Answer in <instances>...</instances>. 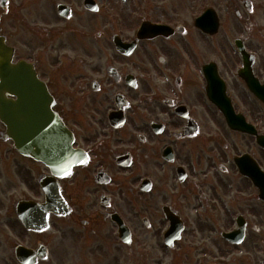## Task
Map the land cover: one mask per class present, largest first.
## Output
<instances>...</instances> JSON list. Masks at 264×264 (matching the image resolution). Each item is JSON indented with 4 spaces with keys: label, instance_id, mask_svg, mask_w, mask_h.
<instances>
[{
    "label": "flooded vegetation",
    "instance_id": "flooded-vegetation-1",
    "mask_svg": "<svg viewBox=\"0 0 264 264\" xmlns=\"http://www.w3.org/2000/svg\"><path fill=\"white\" fill-rule=\"evenodd\" d=\"M0 10L12 62L33 65L74 150L69 173L54 175L0 122V264H264V102L250 88L264 90V0H0ZM41 180L68 210L48 215L51 242L73 239L66 260L22 219L23 202L43 200Z\"/></svg>",
    "mask_w": 264,
    "mask_h": 264
},
{
    "label": "water",
    "instance_id": "water-1",
    "mask_svg": "<svg viewBox=\"0 0 264 264\" xmlns=\"http://www.w3.org/2000/svg\"><path fill=\"white\" fill-rule=\"evenodd\" d=\"M11 53L12 49L0 36V120L7 126L9 137L13 139L19 151L45 162L52 169L60 171L58 175L63 176L74 163L73 160L70 161L73 157L71 135L58 117L51 112V104L45 99L44 88L37 85L33 69L24 62L11 64ZM32 83L37 86L35 94L40 105H35L33 98L29 96L32 90L29 85ZM6 94L15 96L16 100L7 99ZM64 158L68 162H62ZM42 185L46 201L42 204L26 202L22 205V219L26 227L33 230L47 227L49 212L67 213L61 203L57 187L48 181H43ZM175 229L173 224L171 230ZM123 230V227L119 228L120 237L128 239L127 233ZM173 235L174 233H169V239Z\"/></svg>",
    "mask_w": 264,
    "mask_h": 264
},
{
    "label": "rangeland",
    "instance_id": "rangeland-1",
    "mask_svg": "<svg viewBox=\"0 0 264 264\" xmlns=\"http://www.w3.org/2000/svg\"><path fill=\"white\" fill-rule=\"evenodd\" d=\"M0 13H1V10H0ZM257 15H260V13L256 14L255 19L258 22L264 23V17L262 19H260V18H258ZM2 31H3V29L1 28V21H0V32H2ZM27 185H31V181ZM27 195H30L33 198L35 196V189L32 188L30 190H27ZM132 223L133 224H137V227L143 228V226L141 225V221H140L139 217L137 219L132 220ZM54 229H55L54 223H53V221H50V228H49L48 231L44 232L43 237H44V239L46 241L48 240V242H50V247H52L50 250H54L55 251V250L59 249L60 251H64V255H65L64 259L66 260L67 256H68V252L71 250L72 245L74 244L73 243V239H72L71 236L66 235V236H64L62 238V240L51 242V240H52V238L54 236V233H53ZM36 239L37 238H35L33 235L26 234V241H27L28 244L29 243L30 244H35ZM69 254H71V252H69Z\"/></svg>",
    "mask_w": 264,
    "mask_h": 264
}]
</instances>
